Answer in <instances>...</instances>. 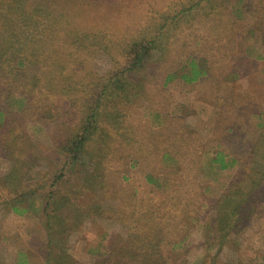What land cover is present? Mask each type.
I'll return each mask as SVG.
<instances>
[{"label":"rangeland","instance_id":"374dc122","mask_svg":"<svg viewBox=\"0 0 264 264\" xmlns=\"http://www.w3.org/2000/svg\"><path fill=\"white\" fill-rule=\"evenodd\" d=\"M84 97L101 136L64 169ZM1 110L0 264H264V0H0Z\"/></svg>","mask_w":264,"mask_h":264},{"label":"trees","instance_id":"16d2710c","mask_svg":"<svg viewBox=\"0 0 264 264\" xmlns=\"http://www.w3.org/2000/svg\"><path fill=\"white\" fill-rule=\"evenodd\" d=\"M42 25V24H41ZM163 29L159 31V33L162 32ZM164 32V30H163ZM162 32V33H163ZM158 33V34H159ZM34 34V33H33ZM157 34V35H158ZM19 35V34H17ZM156 36V35H155ZM148 37H145L142 42H139V44L135 45L134 51H133V56L135 63H133L131 66H128L129 69L127 68H120L117 67V69L114 72L109 71L106 73L109 76L113 77H119V76H125L129 75L131 73L136 72L138 69L141 73L143 70L142 66L136 65L138 62L143 61L145 58L149 57V52L151 51V46L152 45H157L159 43V40L161 37H154L152 40H148ZM87 42V39L85 43ZM140 48V49H139ZM206 74V71L204 68H202L196 61L193 60L192 63L188 65V69L185 71H182L181 74H173L171 73L170 75L167 76L166 78V84L171 83L175 81V79H181L185 81L186 83L192 84L198 82L203 75ZM42 80H44L46 77H48V74L45 71L41 72ZM39 84H43L42 87H39ZM38 85H31V87H34L36 89H39L42 92H39L40 95L44 98V108L47 109V112L44 111L46 114H50L51 108L54 106L53 99L50 96V92L52 94H56L54 91L53 85L49 83H43L39 81ZM62 89V93H63ZM67 91V89H66ZM68 92V91H67ZM50 96V97H49ZM47 97V98H46ZM101 99V98H98ZM75 105L79 106V114L81 116V119L79 121V124L77 126V131L71 132L68 136H65V138L61 139L60 141V147L62 151L67 155V164L65 165V168L69 165H77L80 160L87 154L88 146L87 144L93 140H97L99 135H97L100 132V110H101V104L97 100L90 99L89 97H84L79 101L74 102ZM4 113H2V110L0 111V116H2ZM106 122L109 124L113 125L117 124V121L119 120L120 115L117 113V111H114L113 113L108 112L106 115ZM116 129V128H115ZM117 130V129H116ZM98 136V137H97ZM92 165V173L95 176H97V167L98 164L94 163L95 160L91 159ZM215 163H219L221 166V170H225L227 166L225 165L224 161V156L223 155H218L214 161ZM159 174H163L165 169L164 166H162L160 169H157ZM157 179L154 178V175L149 173L146 177V182L151 185V184H158ZM13 211L18 214V215H23L26 211L20 209L19 207H13ZM96 250L92 251L93 255L99 256V258L102 259V256L96 253Z\"/></svg>","mask_w":264,"mask_h":264}]
</instances>
